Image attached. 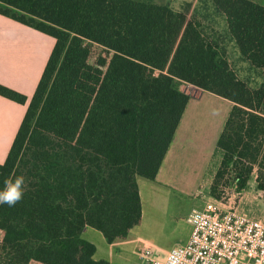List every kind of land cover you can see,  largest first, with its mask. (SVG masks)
<instances>
[{
	"label": "trees",
	"instance_id": "obj_1",
	"mask_svg": "<svg viewBox=\"0 0 264 264\" xmlns=\"http://www.w3.org/2000/svg\"><path fill=\"white\" fill-rule=\"evenodd\" d=\"M224 29L151 0H0V14L54 37L36 88L0 162V190L22 177L23 197L0 204V264H108L83 236L127 238L141 222L139 178L153 179L191 83L233 102L218 137L211 192L229 166L238 189L258 165L264 190V82L253 87L227 57L232 40L264 71V5L209 0ZM0 94L27 96L0 83Z\"/></svg>",
	"mask_w": 264,
	"mask_h": 264
},
{
	"label": "crops",
	"instance_id": "obj_2",
	"mask_svg": "<svg viewBox=\"0 0 264 264\" xmlns=\"http://www.w3.org/2000/svg\"><path fill=\"white\" fill-rule=\"evenodd\" d=\"M255 1L264 5V0ZM53 44L54 38L51 35L0 14V83L27 96V101L20 103L0 94V162L6 158ZM246 63L249 65L248 62ZM204 93L227 102L226 112L218 129V134L221 133L233 102L211 91L199 88L201 96L193 95L195 98L192 99L193 96L190 95L155 177L153 179H138L142 218L138 225L130 229L129 234L139 227L145 218L157 216L162 210L160 208L166 206L173 195L194 197L202 193L213 157V147L210 150L206 149V139L203 136L188 137L185 128L186 121H188L186 115H189V112H192V117L195 118L202 113L196 102L202 98ZM192 100L195 102H191ZM213 129L214 127L211 128V131ZM190 135H194V132H191ZM189 233L190 231L175 244L184 242ZM83 236L96 245L94 257L104 258L107 261V258L97 256V252H101V249L110 252L114 245L122 244L125 240L108 242L99 230L89 226L85 227ZM129 239L133 242V248L137 255L144 245L154 247L151 241L138 232H135V235ZM168 249L157 251L159 255H163Z\"/></svg>",
	"mask_w": 264,
	"mask_h": 264
},
{
	"label": "rangeland",
	"instance_id": "obj_3",
	"mask_svg": "<svg viewBox=\"0 0 264 264\" xmlns=\"http://www.w3.org/2000/svg\"><path fill=\"white\" fill-rule=\"evenodd\" d=\"M151 1L160 3L168 2L175 9H181L189 4V15L192 13L197 14L207 28L214 27L219 30L224 29L225 25L222 14L213 9L209 0ZM225 44L227 46V57L237 75L253 87L263 83L264 71L256 70L247 65L232 40L226 38ZM177 85L191 96L199 95V87L191 83L177 81ZM200 96L201 94L199 97ZM199 97L197 96V98ZM191 98L193 99L195 97L193 96ZM191 102L195 101L192 100ZM196 103L200 106L202 113L197 118L192 117V112L186 115L190 123L186 121L187 126L185 132H187L188 137H205L206 149L209 148L210 150L213 147V157L210 162L206 184L204 185L202 193L194 197L181 195L176 197L173 195L167 205L160 208L162 210L157 216L145 218L143 223H141L139 227H136L122 244L114 245L110 252L105 249H101V252L98 251L96 255L107 258L109 264H142V261L133 248V242L129 239L135 235V232H138L141 236L151 241L156 250L161 251L168 249L171 245L185 237L190 231L191 226L187 222L186 216L191 208L202 206L208 199H222V202L225 204L230 203L251 216L264 219V190L258 189L257 187V164H255L243 188L238 189V183L235 181V171L232 166H229L224 176L220 179L216 191L214 193L211 192L213 178L222 159V152L219 151L215 154V149L220 135L218 134V129L225 115L227 102L212 95L207 96L206 93H204L202 98L200 100L198 99ZM212 127H214L213 131H211ZM191 132H194V135H190ZM259 141L263 142L262 150L264 152V139L261 138ZM262 180H264V176Z\"/></svg>",
	"mask_w": 264,
	"mask_h": 264
},
{
	"label": "built area",
	"instance_id": "obj_4",
	"mask_svg": "<svg viewBox=\"0 0 264 264\" xmlns=\"http://www.w3.org/2000/svg\"><path fill=\"white\" fill-rule=\"evenodd\" d=\"M188 238L163 255L152 245L139 251L142 264H264V219L222 199H208L187 215ZM3 229L0 228V241Z\"/></svg>",
	"mask_w": 264,
	"mask_h": 264
},
{
	"label": "clouds",
	"instance_id": "obj_5",
	"mask_svg": "<svg viewBox=\"0 0 264 264\" xmlns=\"http://www.w3.org/2000/svg\"><path fill=\"white\" fill-rule=\"evenodd\" d=\"M23 178L17 177L14 180H6L5 186L0 190V204L15 206L23 197Z\"/></svg>",
	"mask_w": 264,
	"mask_h": 264
}]
</instances>
